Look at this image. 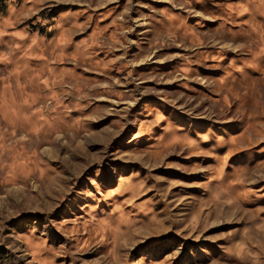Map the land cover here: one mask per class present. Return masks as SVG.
Returning a JSON list of instances; mask_svg holds the SVG:
<instances>
[{"label":"rangeland","instance_id":"374dc122","mask_svg":"<svg viewBox=\"0 0 264 264\" xmlns=\"http://www.w3.org/2000/svg\"><path fill=\"white\" fill-rule=\"evenodd\" d=\"M0 264H264V0H0Z\"/></svg>","mask_w":264,"mask_h":264}]
</instances>
